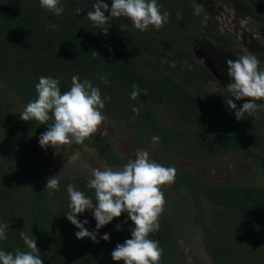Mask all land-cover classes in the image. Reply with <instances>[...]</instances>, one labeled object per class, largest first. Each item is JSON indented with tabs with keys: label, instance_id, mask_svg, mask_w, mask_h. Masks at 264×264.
<instances>
[{
	"label": "trees",
	"instance_id": "obj_1",
	"mask_svg": "<svg viewBox=\"0 0 264 264\" xmlns=\"http://www.w3.org/2000/svg\"><path fill=\"white\" fill-rule=\"evenodd\" d=\"M236 1L250 11L253 7L258 22L264 23V0L257 5L250 0ZM95 2L61 0L64 12L57 16L41 7L39 0H0V81L22 105L15 110L0 102V128L8 126L31 137L18 139L16 163L11 169L0 160V223L9 225L7 239L0 240V250L13 254L17 248L27 251L20 230L29 231L43 264H122L112 260L111 252L118 243L131 238L133 222L122 213L96 232L98 243L77 239L78 229L66 218L70 203L66 189L68 184H75L77 190L95 199L94 190L86 186L91 174L59 177V190L48 194L45 185L54 176L48 170L49 147L41 148L38 143L47 125L34 119L25 122L19 116L26 104L37 98L35 85L41 76L62 77V92L70 89L73 75L91 80L102 96L111 97L102 114L126 128L140 143L203 165L236 155L264 172V110L237 120L235 110L225 102L231 98L228 90L209 94L202 89L200 82L214 80V76L191 57L190 44L204 21L195 13L194 1L157 0L163 5L162 11L170 14L159 30L149 26L141 32L121 17L109 22L107 34L87 18ZM102 2L111 7V0ZM77 7L83 9L79 14ZM50 23L57 29L51 30ZM121 24L127 28L122 29ZM210 34L217 41L233 44L224 35ZM256 56L264 62V51ZM172 61L175 67L170 66ZM99 76H106L108 83ZM133 84L147 88L148 95L141 92L132 100ZM233 102L239 108L245 100L233 98ZM141 106L134 118L132 108ZM162 108L168 122L163 119ZM153 136L160 138L159 143L152 142ZM84 145L95 150L108 166L120 168L128 160L100 134H93L83 144L73 143L69 149ZM176 169L175 182L168 186L178 193L177 200H166V205L180 210L179 215L192 208L193 222L202 232L212 263L264 264V186L210 183L189 170ZM11 175L24 194L21 209L16 206ZM77 219H87L85 228L96 231L91 210L78 214ZM159 223L160 230L148 238L159 241L163 249L159 264H175L171 225L162 215ZM105 233L109 234L108 241L100 239Z\"/></svg>",
	"mask_w": 264,
	"mask_h": 264
},
{
	"label": "clouds",
	"instance_id": "obj_2",
	"mask_svg": "<svg viewBox=\"0 0 264 264\" xmlns=\"http://www.w3.org/2000/svg\"><path fill=\"white\" fill-rule=\"evenodd\" d=\"M39 3L57 16L64 12L61 0H39ZM92 8L93 11L86 13L87 18L104 34H107L111 26L109 22L113 18L129 19L135 29L144 32L149 26L159 30L170 16L169 12L162 11L163 5L158 4L157 0H111L110 8L102 0H96ZM194 10L196 14H200L204 7L197 3ZM75 11L79 14L83 9L77 7ZM106 12L108 15H105ZM177 16H180L179 12ZM48 27L56 30L58 26L50 23ZM120 27L126 29L127 25L121 24ZM184 63L187 64V61ZM225 63L227 76L230 78L227 89L231 97L225 102L229 109L235 110V118L241 120L245 114L252 117L258 110H264V103H257L264 101V62L256 54L249 52L235 59L229 58ZM170 66L175 67L176 62L172 61ZM98 78L105 84L108 83L106 76ZM61 79L62 77L41 76L35 85L37 98L29 101L19 114L22 121L34 119L41 125H47V130L38 140L41 148L83 144L85 139L98 131L106 119L101 110L110 101V96H102L98 86H93L91 80H81L78 75L72 76L70 89L62 92ZM132 89V100H137L141 92L148 95L147 88L141 89L133 84ZM233 98L236 101L244 99L245 102L237 108ZM141 109L142 106L132 108L134 118L140 114ZM159 140L158 136L152 137L153 143H159ZM176 176L175 167H166L151 159L147 150L139 149L135 152L134 159H128L118 169L107 165L103 170L91 169V178L87 179L86 186L94 190L95 199L77 190L75 184H68L66 191L70 203L66 218L78 229L75 233L77 239L89 238L98 243L96 232L114 218L126 213L127 218L133 222L131 238L115 246L111 252L112 260L122 264H159L163 249L159 246V241L148 237L150 233L160 230L159 220L166 204L161 186L174 183ZM59 186V175L48 178L45 185L50 190V196L59 190ZM86 210L92 211L96 231L85 228L87 219H77V215ZM116 229H120L119 224ZM8 230L7 222L0 223V240L7 239ZM20 238L27 251L17 248L13 254L0 250V264H43L34 236L29 231L20 230ZM100 239L108 241L109 234L105 233Z\"/></svg>",
	"mask_w": 264,
	"mask_h": 264
},
{
	"label": "rangeland",
	"instance_id": "obj_3",
	"mask_svg": "<svg viewBox=\"0 0 264 264\" xmlns=\"http://www.w3.org/2000/svg\"><path fill=\"white\" fill-rule=\"evenodd\" d=\"M193 1L195 4L201 3L203 5L204 10L200 14L204 21L190 44L191 57L199 65L204 67L207 65L206 67L209 70L214 69L213 72L216 73L214 75L211 71L214 80L207 79L200 82L202 89L209 94L227 91L230 78L227 76L225 61L229 58L235 59L240 55H246L249 52L258 55L264 51V26H258L250 21L248 16H245L239 9H235L228 0ZM207 31L230 36L234 43L233 46L228 47L215 42L207 34ZM217 49L222 58L217 55ZM203 59H207L206 64ZM0 102L10 104L12 109L15 110L22 107L20 101L4 89L1 81ZM161 113L163 119L168 122L164 109L161 110ZM105 117L106 119L95 134L107 138L115 152L124 158L134 159L135 152L144 149L150 153V158L156 162L189 170L206 182L248 183L264 186V172L252 162L240 156L228 155L213 164L207 165L192 163L180 156L167 154L158 148L134 140L126 128L113 119ZM20 137L31 139L26 134H21L8 126L0 128V160L8 169H11L16 163L17 141ZM47 160L49 172L64 178L73 177L77 174H91V169L99 168L103 170L104 166L107 165L95 150L85 145L81 149L75 150L69 149V145H61L55 148L49 146ZM10 181L15 193L17 209H21L25 204L24 194L12 175ZM161 190L164 193L165 200L171 201L177 198L178 193L168 185L161 186ZM179 211L174 206L169 208L165 204L164 211L161 214L172 228V249L175 264H213L211 256L204 248L202 232L199 226L193 222L192 208L182 215L178 214Z\"/></svg>",
	"mask_w": 264,
	"mask_h": 264
},
{
	"label": "flooded vegetation",
	"instance_id": "obj_4",
	"mask_svg": "<svg viewBox=\"0 0 264 264\" xmlns=\"http://www.w3.org/2000/svg\"><path fill=\"white\" fill-rule=\"evenodd\" d=\"M228 1H230L232 4H233V6H234V8L235 9H239L245 16H248V18L250 19V21H253V23H255L256 25H258V26H264V23H261V22H258V20H257V18L255 17V10H254V8L252 7L251 9V11L250 10H248V8H243V7H241L238 3H237V1L236 0H228ZM254 5H257V3L259 2H261L262 0H250ZM261 8L262 9H264V6H261ZM210 33H215V34H218V33H216V32H211V31H207V34L208 35H210L212 38H213V36L210 34ZM219 35H223V34H219ZM224 36H226V37H228L230 40H231V42L233 43V40H232V38L230 37V36H227V35H224ZM213 40L215 41V42H217V43H219V44H222V45H226V46H233V44L232 45H229V44H227V43H225L224 41H217L215 38H213ZM217 55L218 56H220L219 55V51H218V49H217ZM221 57V56H220ZM222 58V57H221ZM207 59H203V61H204V63H205V61H206ZM206 64V63H205ZM207 66V65H206ZM205 66V67H206ZM207 68V67H206ZM208 69V68H207ZM211 71V70H210Z\"/></svg>",
	"mask_w": 264,
	"mask_h": 264
},
{
	"label": "water",
	"instance_id": "obj_5",
	"mask_svg": "<svg viewBox=\"0 0 264 264\" xmlns=\"http://www.w3.org/2000/svg\"><path fill=\"white\" fill-rule=\"evenodd\" d=\"M212 72L214 71V69L213 70H211ZM213 74L215 75L216 73L215 72H213Z\"/></svg>",
	"mask_w": 264,
	"mask_h": 264
}]
</instances>
